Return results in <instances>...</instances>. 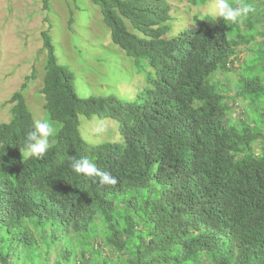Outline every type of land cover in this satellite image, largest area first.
<instances>
[{
  "label": "trees",
  "instance_id": "16d2710c",
  "mask_svg": "<svg viewBox=\"0 0 264 264\" xmlns=\"http://www.w3.org/2000/svg\"><path fill=\"white\" fill-rule=\"evenodd\" d=\"M90 1L111 42L155 77L134 101L79 98L41 33L43 110L59 129L44 158L23 159L34 121L22 91L10 97L0 123V264L71 255L78 264H264V0L243 29L207 17L172 38L164 0ZM241 2L253 0L230 3ZM249 44L240 62L236 48ZM236 62L234 89H224L213 75ZM239 103L247 115L235 118ZM94 113L118 123L123 145L85 143L78 117ZM83 157L118 183L76 174L72 160ZM102 244L114 260L101 261Z\"/></svg>",
  "mask_w": 264,
  "mask_h": 264
},
{
  "label": "rangeland",
  "instance_id": "374dc122",
  "mask_svg": "<svg viewBox=\"0 0 264 264\" xmlns=\"http://www.w3.org/2000/svg\"><path fill=\"white\" fill-rule=\"evenodd\" d=\"M164 1L170 8L165 38H172L207 17L217 19V0H209L198 7L191 6L187 0ZM239 1L242 0H229L236 3ZM260 1L253 0L251 4L256 12H260L261 7H257L255 3L259 5ZM47 5L45 9L43 0H0V123L9 121L12 106L9 99L18 91H22L33 121L39 119L52 122L43 110L44 100L40 93L46 59L42 32H47L51 37L58 63L74 75L73 85L79 98L114 96L122 102L134 101L138 93L147 87L148 81L155 77V71L144 60L127 56L111 42L99 8L90 0H48ZM243 22L244 19L235 23L243 29ZM261 26H264V19ZM261 41L262 38L258 37L255 44ZM255 44L236 48L240 62L256 48ZM237 67L238 62L234 72H218L213 75V79L224 89L232 91L239 77ZM244 109L239 103V107L233 109L236 115L232 114L235 118L238 115L241 117L243 113L247 115ZM78 120L79 135L86 144L123 145V138L118 132V123L115 120L100 119L95 113L88 118L79 116ZM52 123L58 130L59 124ZM52 144L53 138L49 146ZM21 157L23 158V152ZM101 246V261L104 258L114 260L109 247L103 244ZM35 258L39 263L40 258ZM59 262L78 264L74 255L65 260L59 259Z\"/></svg>",
  "mask_w": 264,
  "mask_h": 264
},
{
  "label": "clouds",
  "instance_id": "9594fccd",
  "mask_svg": "<svg viewBox=\"0 0 264 264\" xmlns=\"http://www.w3.org/2000/svg\"><path fill=\"white\" fill-rule=\"evenodd\" d=\"M255 11V7L248 3L241 2L233 6L229 0H217L215 16L222 21L235 23L242 21ZM56 132L57 127L54 123L48 120H35L32 130L26 134L23 158H44L49 149L50 137H53ZM70 167L76 174L92 178L93 182L98 180L101 186H114L118 183L116 177L98 168L96 163L87 157L73 159Z\"/></svg>",
  "mask_w": 264,
  "mask_h": 264
}]
</instances>
